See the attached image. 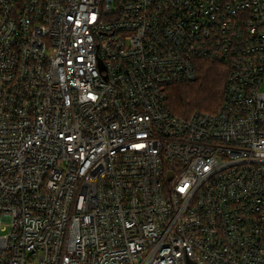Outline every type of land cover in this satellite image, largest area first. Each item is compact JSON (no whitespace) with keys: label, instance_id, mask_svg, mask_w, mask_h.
<instances>
[{"label":"built area","instance_id":"built-area-1","mask_svg":"<svg viewBox=\"0 0 264 264\" xmlns=\"http://www.w3.org/2000/svg\"><path fill=\"white\" fill-rule=\"evenodd\" d=\"M187 258L264 264V0H0V264Z\"/></svg>","mask_w":264,"mask_h":264},{"label":"trees","instance_id":"trees-1","mask_svg":"<svg viewBox=\"0 0 264 264\" xmlns=\"http://www.w3.org/2000/svg\"><path fill=\"white\" fill-rule=\"evenodd\" d=\"M225 82L226 67L217 61H205L197 80L171 87L170 107L175 113L185 117L197 110L212 111L213 106L217 109L219 105L216 107V104L222 99Z\"/></svg>","mask_w":264,"mask_h":264},{"label":"water","instance_id":"water-1","mask_svg":"<svg viewBox=\"0 0 264 264\" xmlns=\"http://www.w3.org/2000/svg\"><path fill=\"white\" fill-rule=\"evenodd\" d=\"M186 261H187V264H199L197 261H194L190 258H187Z\"/></svg>","mask_w":264,"mask_h":264},{"label":"rangeland","instance_id":"rangeland-1","mask_svg":"<svg viewBox=\"0 0 264 264\" xmlns=\"http://www.w3.org/2000/svg\"><path fill=\"white\" fill-rule=\"evenodd\" d=\"M170 91H171V87H170V89H169ZM220 103L219 102H217V104H216V107H217V105H219ZM215 106H213L212 107V109L211 110H214L215 108H214ZM214 108V109H213Z\"/></svg>","mask_w":264,"mask_h":264}]
</instances>
